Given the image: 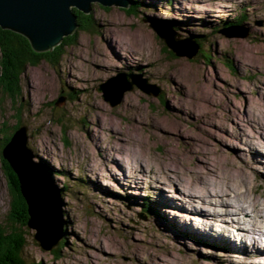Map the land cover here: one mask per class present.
<instances>
[{"label": "rangeland", "instance_id": "1", "mask_svg": "<svg viewBox=\"0 0 264 264\" xmlns=\"http://www.w3.org/2000/svg\"><path fill=\"white\" fill-rule=\"evenodd\" d=\"M133 1L138 7L129 11ZM73 7L82 24L56 45L54 63L26 66L14 97L1 83L0 49V145L15 125L26 127L27 148L59 194L68 232L56 256L60 242L44 249L27 226V262L264 264V247L236 232L252 229L255 215L264 233V206L257 212L252 197L240 200L250 208L244 212L230 193L208 196L196 173L219 176L221 187L244 170L248 191L264 202L263 162L253 153L264 152V0ZM159 32L193 57L172 53ZM102 85L127 89L113 105ZM10 177L0 154V228L14 222Z\"/></svg>", "mask_w": 264, "mask_h": 264}, {"label": "water", "instance_id": "2", "mask_svg": "<svg viewBox=\"0 0 264 264\" xmlns=\"http://www.w3.org/2000/svg\"><path fill=\"white\" fill-rule=\"evenodd\" d=\"M92 1L0 0V26L28 37L36 51L52 50L62 41L65 34L74 32L78 27L73 5L84 12H89ZM96 1L104 6L127 5V0ZM158 35L172 53L177 56L193 57V54H186L168 32H159ZM105 87L102 85L101 90L113 105L118 103L127 89L122 87L117 93L107 91ZM140 87L146 88L141 85ZM21 128L14 132L8 146L4 148L3 155L18 175L21 191L27 203L28 227L36 229L34 237L41 247L51 249L64 236L62 202L52 184L44 177L43 171L34 163L33 152L30 147L27 148L26 127L25 130Z\"/></svg>", "mask_w": 264, "mask_h": 264}, {"label": "trees", "instance_id": "3", "mask_svg": "<svg viewBox=\"0 0 264 264\" xmlns=\"http://www.w3.org/2000/svg\"><path fill=\"white\" fill-rule=\"evenodd\" d=\"M132 4H134V6L132 5L131 8H128L129 11L138 7L136 1H133ZM76 13L79 14V10L76 9ZM78 22L80 25L82 24V20L78 19ZM57 48L58 46L52 50L38 52L32 47L31 42L25 35L0 26V49L2 52L1 83L6 85L5 93H10L11 97L16 96L20 91L18 86L21 81V75L25 72L26 66L28 64H39L42 59L54 63L56 58V53L54 52ZM19 125L20 124L14 126V131L10 132V135L6 136L8 131L4 133L3 136H6V138L1 141L0 145L1 158L7 169L10 171L11 177L9 182L14 199L12 214L14 222L9 226L6 225L0 228V264H40L27 262L25 258V246L27 243L26 235L29 233L27 229L29 219L27 203L21 193L19 178L15 171H13L8 160L4 157L2 149L9 143ZM145 207H147V205H145ZM67 238V225L64 223V236L60 240V244L52 250L54 255L58 256L61 254V247L65 246Z\"/></svg>", "mask_w": 264, "mask_h": 264}, {"label": "bare ground", "instance_id": "4", "mask_svg": "<svg viewBox=\"0 0 264 264\" xmlns=\"http://www.w3.org/2000/svg\"><path fill=\"white\" fill-rule=\"evenodd\" d=\"M132 3V2H131ZM17 129V128H16ZM2 138V137H1ZM11 140V139H10ZM261 142V143H260ZM263 142V140L262 139H259L258 140V144L260 145H262L263 146V148H264V143H262ZM3 148H5V146L3 147ZM35 150H40V147H37V148H35ZM44 150V149H43ZM41 151V150H40ZM36 152V151H35ZM37 153V152H36ZM39 153V152H38ZM37 153V154H38ZM253 153H255V154H257V155H259V156H261L260 157V159H261V161L263 162V167H264V152H262V151H260V149H256V148H253ZM168 166V165H167ZM48 168H46L45 170L46 171H48L49 172V169L47 170ZM164 171H165V173H164V177H168L170 174H171V170L170 169H166V168H162ZM162 169H161V171H162ZM197 170V169H196ZM240 170V169H239ZM162 174H163V172H161ZM196 173H201V176H200V179H201V184L203 185V188L205 189V193H206V195H208V196H210V195H212V194H214V195H216V192L218 191V190H220L219 192H218V194L219 193H225V194H227V193H230V196L231 197H233V198H235L234 200H233V202L236 204V205H238V206H240L241 207V210H243L244 212H246V211H248L250 208H249V206L247 205V207H245L244 208V206H242V204L240 203V200L241 201H245V203L247 204V203H249V202H247V200L248 201H250L249 199H250V197H252V201H253V207L255 206V209L257 210V212H261V210L263 209V206H264V202L263 201H260L261 199H260V197L257 195V194H254V192L252 191V192H250V191H248V189H247V182H246V180H248L247 179V175H246V171H244V170H240V171H237V173L236 174H234V179H235V181H230L229 182V180H227V181H225L224 183H223V185L221 186V187H219L217 184V180L220 178L219 176H215L214 174H213V176L211 177V176H209V175H203V173L200 171V170H197L196 171ZM49 174V173H48ZM138 176V175H137ZM226 176V178H228L229 177V175H228V173L225 175ZM219 177V178H218ZM187 178H181V179H176V181H182V186H183V188L184 189H186V190H188L189 192H193V193H195V194H197L196 193V189H197V187H196V184H193V181H190V183L188 184V183H186L185 182V180H186ZM210 181V183H208ZM234 184V185H233ZM232 186H234V187H232ZM241 187H244L245 189H247L246 191L244 190V188L243 189H241ZM222 188H224L223 190H222ZM185 191V190H184ZM188 192V193H189ZM22 193V192H21ZM157 195H158V193H156ZM217 194V195H218ZM162 195H164V194H162ZM162 195H161V198H162ZM175 196H176V194H175ZM179 196H180V194H179ZM183 196V195H182ZM181 197V196H180ZM186 197V196H185ZM259 197V198H258ZM243 198V199H242ZM172 199H170L169 198V202L168 201H164V200H162V202H167V203H170V202H172L171 201ZM174 200H176V199H174ZM181 201V200H180ZM180 201H175V204L176 205H178V206H180L179 205V202ZM197 201V200H196ZM183 202H185V201H183ZM224 202H225V200H224ZM259 203H260V205H259ZM190 204H192V203H190ZM227 204H229V203H227ZM252 205V204H251ZM192 206V205H191ZM233 207V206H232ZM168 209H172L173 210V208H168ZM181 209V208H180ZM201 209H202V207H201ZM190 211V210H189ZM239 211V210H238ZM175 212V211H174ZM200 212V211H199ZM189 213V212H188ZM191 213V212H190ZM161 215H163V214H161ZM196 216H199V215H196ZM165 217V216H164ZM183 218V217H182ZM172 219V218H171ZM170 219V221H172ZM194 219H196V220H194V221H196L195 223L196 224H198L200 221H201V219L198 217V219H197V217H194ZM200 219V220H199ZM167 220V219H166ZM165 220V221H166ZM19 221V220H18ZM257 223H258V218L255 216V215H252V218H251V220H250V226L249 227H253L252 229H250V230H248V231H246V232H240V231H237L236 230V232H238V235L240 236V238L238 239L236 236H234L233 237V239L231 240L232 242H238L237 241V239L238 240H242V238L245 236V239H249V241H250V243H252V244H257L259 247H264V240H262V239H255L254 237L256 236V235H259V234H263V235H261V236H264V233H261L260 231H262V230H258V229H256V228H254L255 226H257ZM172 224V223H171ZM173 225V224H172ZM255 225V226H254ZM261 225V224H260ZM244 226V225H243ZM240 227V226H239ZM245 227H247V226H245ZM186 229V228H185ZM171 231V230H170ZM224 233V232H223ZM229 235V234H228ZM235 235V234H234ZM230 237V236H229ZM231 239V238H230ZM235 239V240H234ZM247 239V240H248ZM230 241V242H231ZM245 241V240H244ZM213 242H218V244L220 243V241H218L217 239H215ZM237 244V243H236ZM254 247V246H253ZM245 248L247 249V250H249L248 249V246H247V244H245L244 245V249H242L243 251H246L245 250Z\"/></svg>", "mask_w": 264, "mask_h": 264}]
</instances>
